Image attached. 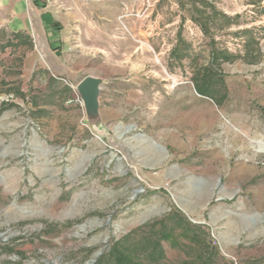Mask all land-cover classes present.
<instances>
[{"label": "rangeland", "instance_id": "obj_1", "mask_svg": "<svg viewBox=\"0 0 264 264\" xmlns=\"http://www.w3.org/2000/svg\"><path fill=\"white\" fill-rule=\"evenodd\" d=\"M51 10L57 41L0 26V264H264V0ZM118 75L99 138L75 87Z\"/></svg>", "mask_w": 264, "mask_h": 264}, {"label": "crops", "instance_id": "obj_2", "mask_svg": "<svg viewBox=\"0 0 264 264\" xmlns=\"http://www.w3.org/2000/svg\"><path fill=\"white\" fill-rule=\"evenodd\" d=\"M57 21L56 15L51 10V0H0V26H5L13 34H24L26 38H30L35 33L40 39L52 41L50 38L54 37L57 41L59 40L56 37L58 36L56 25L59 24ZM99 78L104 80L100 96L102 124L106 130L118 129L119 138L122 139V121L126 117L127 98H130L131 89L133 88L132 85L128 84L132 81H122V75ZM162 140L171 146L175 145L174 142L171 143L169 134L163 136ZM152 157L151 159L155 163L153 168L164 166L167 160L163 154L157 151L152 154ZM165 174H168L167 171L156 172L153 175L154 181L169 180L170 178L164 177ZM190 198L192 202L198 200L195 195ZM195 211L191 212V215L195 217L194 220L198 218V213Z\"/></svg>", "mask_w": 264, "mask_h": 264}, {"label": "water", "instance_id": "obj_3", "mask_svg": "<svg viewBox=\"0 0 264 264\" xmlns=\"http://www.w3.org/2000/svg\"><path fill=\"white\" fill-rule=\"evenodd\" d=\"M103 84L102 78L86 76L75 87L85 111V123L99 138H105L108 135L100 116V96Z\"/></svg>", "mask_w": 264, "mask_h": 264}, {"label": "built area", "instance_id": "obj_4", "mask_svg": "<svg viewBox=\"0 0 264 264\" xmlns=\"http://www.w3.org/2000/svg\"><path fill=\"white\" fill-rule=\"evenodd\" d=\"M75 90H76V88H75ZM78 98H79V101H80V102H81V104H82V101H81V99H80L79 95H78Z\"/></svg>", "mask_w": 264, "mask_h": 264}, {"label": "trees", "instance_id": "obj_5", "mask_svg": "<svg viewBox=\"0 0 264 264\" xmlns=\"http://www.w3.org/2000/svg\"><path fill=\"white\" fill-rule=\"evenodd\" d=\"M206 92H207V91H206ZM202 94H204V92H203Z\"/></svg>", "mask_w": 264, "mask_h": 264}]
</instances>
